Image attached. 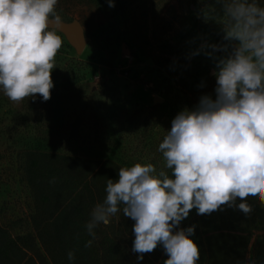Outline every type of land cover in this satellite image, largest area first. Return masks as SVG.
Returning a JSON list of instances; mask_svg holds the SVG:
<instances>
[{"label": "rangeland", "instance_id": "obj_1", "mask_svg": "<svg viewBox=\"0 0 264 264\" xmlns=\"http://www.w3.org/2000/svg\"><path fill=\"white\" fill-rule=\"evenodd\" d=\"M113 2L110 7L109 0H58L56 13L63 22L82 26L87 45L79 55L57 32L62 47L49 100L37 94L12 102L0 86V224L14 236L35 234L34 198L19 168V151L160 169L158 146L171 121L199 102L186 99L189 89L215 95L214 59L204 52L191 55L202 44L224 43L219 23L206 17L211 0ZM198 216L192 209L181 225ZM259 235L264 252V232ZM254 242L246 262L264 263V253H252ZM40 254L52 264L43 250Z\"/></svg>", "mask_w": 264, "mask_h": 264}, {"label": "clouds", "instance_id": "obj_2", "mask_svg": "<svg viewBox=\"0 0 264 264\" xmlns=\"http://www.w3.org/2000/svg\"><path fill=\"white\" fill-rule=\"evenodd\" d=\"M57 3L0 0V86L12 102L37 94L50 99L62 47ZM205 13L221 26L224 43L202 44L191 55L214 59L215 98L204 94L173 118L158 146L162 168L136 163L107 180L106 195L85 225L92 237L85 247L97 226L122 210L135 222L132 251L139 260L161 245L164 264H197L195 225L180 227L192 209L206 215L227 206L249 217V197L264 205V0H211ZM67 255L74 260V252Z\"/></svg>", "mask_w": 264, "mask_h": 264}, {"label": "trees", "instance_id": "obj_3", "mask_svg": "<svg viewBox=\"0 0 264 264\" xmlns=\"http://www.w3.org/2000/svg\"><path fill=\"white\" fill-rule=\"evenodd\" d=\"M189 91L185 97L190 101L202 94L215 98L209 92L199 93V87ZM17 157L34 198L31 223L35 234L14 236L0 224V264H47L41 250L52 264H164L168 257L161 245L138 259L132 251L135 222L124 217L122 210L109 225H98L91 247H85L92 239L85 228L91 209L105 197L107 180L118 179L121 164L40 150H22ZM248 201L253 206L249 217L224 206L180 225H195L192 239L200 249L197 264H247L254 239L252 253H264L259 235L264 232V205L253 197ZM69 251L75 254L73 261L68 260Z\"/></svg>", "mask_w": 264, "mask_h": 264}, {"label": "water", "instance_id": "obj_4", "mask_svg": "<svg viewBox=\"0 0 264 264\" xmlns=\"http://www.w3.org/2000/svg\"><path fill=\"white\" fill-rule=\"evenodd\" d=\"M59 31L65 35L76 52L81 55L87 45L85 32L82 26L77 22L66 23L62 21V26Z\"/></svg>", "mask_w": 264, "mask_h": 264}]
</instances>
